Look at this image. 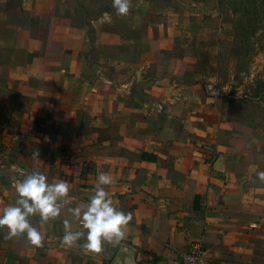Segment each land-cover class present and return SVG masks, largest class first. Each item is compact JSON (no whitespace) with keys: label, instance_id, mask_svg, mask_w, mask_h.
Instances as JSON below:
<instances>
[{"label":"crops","instance_id":"1","mask_svg":"<svg viewBox=\"0 0 264 264\" xmlns=\"http://www.w3.org/2000/svg\"><path fill=\"white\" fill-rule=\"evenodd\" d=\"M0 41L20 100L0 206L15 205L32 172L69 186L58 217L30 218L40 246L6 232L0 253L29 264H164L198 250V264H264V162L209 91L148 77L80 1L0 0ZM99 172L131 220L118 244L94 252L69 209L88 203ZM64 221L85 238L62 244Z\"/></svg>","mask_w":264,"mask_h":264},{"label":"rangeland","instance_id":"2","mask_svg":"<svg viewBox=\"0 0 264 264\" xmlns=\"http://www.w3.org/2000/svg\"><path fill=\"white\" fill-rule=\"evenodd\" d=\"M72 1L100 18L148 77L170 76L209 91L222 118L236 124L264 162V0H130L126 15L117 14L113 0ZM10 72L0 41V180L6 182L14 176L6 163L18 143L20 108ZM7 250L0 264H29Z\"/></svg>","mask_w":264,"mask_h":264},{"label":"clouds","instance_id":"3","mask_svg":"<svg viewBox=\"0 0 264 264\" xmlns=\"http://www.w3.org/2000/svg\"><path fill=\"white\" fill-rule=\"evenodd\" d=\"M113 7L118 15L129 12L130 0H113ZM39 157V152L33 153ZM264 179V172L258 173ZM113 184L112 178L104 173L97 174L95 193L83 207L70 208L72 217L80 221L86 231L83 247L99 252L105 242L118 244L124 237V228L131 220V214L117 210L108 196L105 186ZM17 199L15 205L0 210V229H7L6 238L10 239L26 233L30 244L40 246L42 234L34 227L30 218L38 215L42 222L58 217L65 198L69 192L66 182H48L47 177L39 171L24 175L16 185ZM65 233L62 244L76 245L85 238L84 231H72L68 221H64Z\"/></svg>","mask_w":264,"mask_h":264},{"label":"built area","instance_id":"4","mask_svg":"<svg viewBox=\"0 0 264 264\" xmlns=\"http://www.w3.org/2000/svg\"><path fill=\"white\" fill-rule=\"evenodd\" d=\"M200 251H191L179 259H169L164 264H198Z\"/></svg>","mask_w":264,"mask_h":264},{"label":"water","instance_id":"5","mask_svg":"<svg viewBox=\"0 0 264 264\" xmlns=\"http://www.w3.org/2000/svg\"><path fill=\"white\" fill-rule=\"evenodd\" d=\"M127 253H126V251H122L121 253H120V256H122V255H126ZM121 262V264H128L127 263V261H120Z\"/></svg>","mask_w":264,"mask_h":264}]
</instances>
